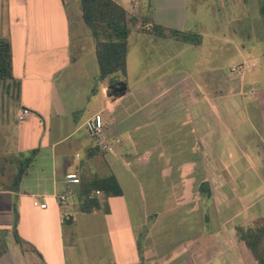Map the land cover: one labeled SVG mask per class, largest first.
<instances>
[{"label":"crops","instance_id":"obj_1","mask_svg":"<svg viewBox=\"0 0 264 264\" xmlns=\"http://www.w3.org/2000/svg\"><path fill=\"white\" fill-rule=\"evenodd\" d=\"M115 1L131 14L138 12L137 0ZM217 1L243 13L255 2L264 17V0ZM189 3L150 0L147 18L165 29L192 31ZM133 33L151 43L159 37L132 30L124 77L128 91L115 98L109 95V79L99 81L96 42L80 0H0V38L11 43L13 75L0 84L17 93V123L10 128L0 120V264H140L133 227H146L149 216L157 235L156 256L145 250L144 264H171L172 255L180 258L182 250L192 264H257L238 240L236 227L264 219V111L253 107L250 114H236L235 108L245 107L237 99L246 89L248 63L260 68L258 59L242 54L244 63L232 68H241V74L231 69L237 77L218 84L175 70L152 77L159 66L131 82ZM262 81L264 72L251 83ZM249 93L262 101L254 90ZM23 109L30 114L20 121ZM97 113L111 152L101 151L87 129ZM137 116L140 121L134 122ZM126 143L135 155H111ZM116 166L137 173L141 186L127 205L119 204L126 193ZM21 168L25 170L18 180ZM197 168H202L201 183L211 193L210 198L202 194L209 203L204 210L206 253L197 257L201 248H191L196 240L191 238L176 243L178 248L168 244L172 252L165 256L160 249L170 221L180 226L185 209L189 219L195 216L188 204L194 198ZM68 174L77 175L80 183H69ZM109 176L117 179L122 196L106 198L90 188L93 180ZM87 193L99 201L92 212L82 209ZM36 201L46 208L35 206Z\"/></svg>","mask_w":264,"mask_h":264},{"label":"rangeland","instance_id":"obj_2","mask_svg":"<svg viewBox=\"0 0 264 264\" xmlns=\"http://www.w3.org/2000/svg\"><path fill=\"white\" fill-rule=\"evenodd\" d=\"M137 3L138 12L134 14L137 17V21L131 24L132 29L135 31L141 30V27H143L142 19L148 17V10L146 8L148 0H137ZM229 5L230 4L226 2H218L217 0H190L189 18L192 24L194 23V28L192 31L187 32L196 35L201 34V36H203L202 44L199 47H192L186 43L183 44V42H176L172 39H163L161 37H155L154 43H151L150 38H147L145 35L138 36L133 33L130 39L132 51L129 57L131 82L139 78L145 70H153V68L155 69L159 66L156 70L157 72H154L152 77L165 74L170 70H175V72L178 71L180 74L185 73L187 75L189 74L191 77L194 76V79L199 78L200 80L206 79L209 81L211 78L212 82H217L218 84L221 79L237 77L236 73H232L231 69L233 67L237 68V66L244 63L241 57V55L244 54L253 60L258 59L256 62H258L261 67L253 68L252 63H248V68L245 70L244 74V77L247 79L246 89L243 97L237 99L241 103L244 102L245 107L241 108L238 105L235 108V113H243L247 110L250 114L256 109L264 111V90L257 85L262 84L264 86V81H262V83H256L257 81L251 83L257 75H261L264 72V66L262 65L264 64L262 62V58H264V17L259 14V9L255 5V2H251L250 7L244 9V13L243 9L238 7L239 12H237L234 7L232 8ZM116 79L118 81H124V77L121 75H118ZM108 85L111 86L110 83H108ZM130 88L132 90L133 87ZM250 90H254L258 93V96L263 97L262 101L259 98L253 99L250 96ZM16 97V89L7 87V84H0V120L9 122L10 128L12 123L14 125L17 123ZM104 116L108 117V114L105 113ZM133 121H140L139 116L135 117ZM214 123L215 122H213V124ZM121 136H126V138H128L130 135L122 134ZM148 143H152L151 140ZM133 152L135 151H131L129 145L126 143L121 147H117L115 152L111 155H115L116 157L125 154L135 155ZM134 168L133 170L135 171ZM116 173L120 176L126 193V199L119 204L127 205L132 202L137 193L140 194L141 186L138 185L137 173L129 174L125 172L123 168L120 169L119 166H116ZM202 180V168H197V174L193 184L194 198L192 202L188 204L189 207L195 209V212H192L195 213V216L189 219L187 209H185L180 212V226H176L177 224L170 221L169 231L164 233V235L168 234V236L164 239L166 241L161 244L163 247H160L161 253L165 256L169 253V255H171L172 252L168 244L171 245L174 243L177 247L179 244H185L191 238L196 239L194 241L195 246L194 243L191 242V248L194 247V249L197 250L201 248L199 250L200 254L198 253L197 257L206 253V239L208 238L206 234L208 230L206 229L205 231L204 228V210L209 206V203L205 201L198 191L199 184ZM198 192L200 194L199 199L197 198ZM210 207L214 209V212L216 211L215 204H210ZM192 213L190 212V215ZM213 216V213H211L209 219L212 220L211 217ZM216 220L218 222L217 217ZM147 221L148 227H133V232H135L134 234L138 244L143 243V245L140 244L142 256L143 254L145 255V250H148L152 256L149 257L153 258L156 256L155 238L157 235L156 231L152 228L154 225L152 216H149ZM187 223L191 226L192 230L190 229V231H187ZM209 224L213 228V222L210 221ZM216 225H218V223H216ZM181 226H184V228ZM150 231L151 239L148 240L147 247H145L146 245L144 242ZM178 242L180 243L176 244ZM137 251L139 252L138 248ZM182 251L179 254L181 259L176 255H172L170 258L172 260L170 261L171 264H192V259L188 258L187 250ZM175 256L176 258H174Z\"/></svg>","mask_w":264,"mask_h":264},{"label":"trees","instance_id":"obj_3","mask_svg":"<svg viewBox=\"0 0 264 264\" xmlns=\"http://www.w3.org/2000/svg\"><path fill=\"white\" fill-rule=\"evenodd\" d=\"M83 20L96 42V54L100 67L99 81L109 79L111 85L119 82L118 75L127 76V55L129 52V37L132 32V23L137 21L134 14L127 12L115 0H80ZM150 7V0L146 8ZM264 14V7L262 8ZM142 26L139 32L150 33L159 37H169L186 44L200 45L202 38L200 35L182 32L175 29H165L155 25L148 18L142 19ZM13 78L12 75V53L11 43L8 39L0 38V83L7 82ZM35 154L32 152L27 159L31 161ZM21 168L20 176L24 172ZM90 188L101 191L106 198L122 196L121 187L114 176L93 180ZM200 194L211 193L208 184L201 183ZM83 203V211L92 212L94 208H99V201L90 198L86 194ZM236 234L238 240L245 244L251 252L257 264H264V219L245 226H237ZM141 263H143L142 249L138 244ZM1 252V251H0Z\"/></svg>","mask_w":264,"mask_h":264},{"label":"built area","instance_id":"obj_4","mask_svg":"<svg viewBox=\"0 0 264 264\" xmlns=\"http://www.w3.org/2000/svg\"><path fill=\"white\" fill-rule=\"evenodd\" d=\"M233 71H236L238 74H241V68L238 69H232ZM30 114V111L28 109H23L21 111V114L19 115V120L23 121L28 115ZM87 129L94 140L96 146L103 152H111L112 147L109 145L107 141V137L105 134V123L102 118V116L97 113L94 116H92L86 123ZM66 179L69 183L78 184L80 183L79 178L75 174H68L66 176ZM99 195L100 192H97ZM35 206H40L41 208H46V205H39V203L36 201L34 202Z\"/></svg>","mask_w":264,"mask_h":264},{"label":"water","instance_id":"obj_5","mask_svg":"<svg viewBox=\"0 0 264 264\" xmlns=\"http://www.w3.org/2000/svg\"><path fill=\"white\" fill-rule=\"evenodd\" d=\"M128 91L127 84L124 81H119L109 88V95L115 98H120L124 96ZM16 218H18L17 212H15Z\"/></svg>","mask_w":264,"mask_h":264}]
</instances>
